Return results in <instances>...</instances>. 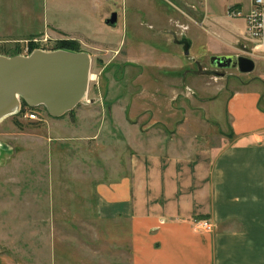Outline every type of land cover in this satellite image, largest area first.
<instances>
[{"label": "rangeland", "instance_id": "rangeland-1", "mask_svg": "<svg viewBox=\"0 0 264 264\" xmlns=\"http://www.w3.org/2000/svg\"><path fill=\"white\" fill-rule=\"evenodd\" d=\"M206 1L219 12V4L232 2ZM158 4L159 0L154 2ZM188 5H182L185 12ZM134 11L141 14L134 17ZM113 12L116 20L107 22ZM200 13L194 19L184 14L182 23L161 24L149 21L142 8L129 0H0V23L10 31L0 33V55L53 50L59 41L73 40L91 58L86 95L72 114L53 117L37 106L38 119L17 112L0 120V264H49L51 250L56 264H110L106 235L118 224L97 217L95 186L110 175L113 160L127 150L107 114L117 104L113 102L121 98L125 101L121 105L127 107L133 97L137 112H127L140 127L149 125V117L142 115L158 108L149 104L150 93L159 95L166 84L159 68L178 63L175 57L169 60L176 49L170 42L181 37L188 38L190 45L193 41L187 55L178 43L182 64L199 67L212 81L229 78V83H239L257 75L256 69L243 76L235 68L210 65L209 47L223 41L210 34L208 17ZM249 46L243 48L240 41L234 54L251 57L258 61L256 68L263 67L264 59L249 53ZM160 55L168 60L161 61ZM170 75L177 80V72ZM225 95L227 88L212 102L216 111ZM168 107L162 114L198 113L189 102ZM176 126L174 120L164 125L166 129Z\"/></svg>", "mask_w": 264, "mask_h": 264}, {"label": "crops", "instance_id": "crops-1", "mask_svg": "<svg viewBox=\"0 0 264 264\" xmlns=\"http://www.w3.org/2000/svg\"><path fill=\"white\" fill-rule=\"evenodd\" d=\"M129 1L141 7L149 21L161 24L182 23L186 14L194 19L205 13L210 34L223 41L209 47L212 55L234 54L240 41L243 48L251 45L244 16H227L230 7L245 15L251 0L219 4L221 12L206 0H159L158 5L157 0ZM183 3L189 4L188 12ZM140 14L133 12L134 17ZM4 24L0 23V33L10 32ZM171 43L176 49L169 60L175 57L178 63L159 68L166 84L163 91L157 89L159 95L150 93L149 104L158 107L142 115L150 124L140 127L131 118L129 112L134 115L138 108L133 97L127 100L128 108L118 98L107 112L117 126L113 131L127 144L113 160L110 175L95 186L97 217L118 224L106 235L105 245L111 248L108 262L264 264V66L256 68V61L257 75L243 82L212 81L199 67L182 64L181 46ZM164 56L161 61L168 60ZM172 72L178 73L177 80ZM224 88V104L216 111L212 102ZM181 102L196 105L198 113L162 114L168 105ZM171 120L176 128L166 129ZM211 124L219 128L211 129ZM201 219L213 224L212 231L195 227L194 221ZM99 238L105 240L104 235ZM50 252L49 264H56Z\"/></svg>", "mask_w": 264, "mask_h": 264}, {"label": "water", "instance_id": "water-1", "mask_svg": "<svg viewBox=\"0 0 264 264\" xmlns=\"http://www.w3.org/2000/svg\"><path fill=\"white\" fill-rule=\"evenodd\" d=\"M113 12L107 22L113 23ZM184 54L189 53L190 40L182 38ZM214 68H235L250 73L255 62L245 55H211ZM91 58L86 51L36 48L29 54L0 55V120L19 112L21 101L29 107L43 106L53 117L74 109L86 95Z\"/></svg>", "mask_w": 264, "mask_h": 264}, {"label": "built area", "instance_id": "built-area-1", "mask_svg": "<svg viewBox=\"0 0 264 264\" xmlns=\"http://www.w3.org/2000/svg\"><path fill=\"white\" fill-rule=\"evenodd\" d=\"M227 16H244L246 23L245 33L251 41L249 53L254 56L264 58V0H251L250 9L245 15H243L241 11L230 7L227 10ZM30 52H26L25 55ZM24 115L31 119H38L39 116V114L35 111V108L27 107L24 110ZM194 225L196 228L207 232L212 231L213 229V224L204 219L194 221Z\"/></svg>", "mask_w": 264, "mask_h": 264}, {"label": "trees", "instance_id": "trees-1", "mask_svg": "<svg viewBox=\"0 0 264 264\" xmlns=\"http://www.w3.org/2000/svg\"><path fill=\"white\" fill-rule=\"evenodd\" d=\"M29 45L32 47L33 46V43H29ZM29 46V47H30ZM54 49H64V50H73V51H79V46L77 45V43L75 42V41H73V40H61V41H59L58 42V44H57V47L56 48H54ZM33 50V49H32ZM31 50V51H32ZM15 54H18V53H14V54H12V55H15ZM22 103H21V109H20V112L22 113L23 112V114H24V110H25V108L27 107V108H32V107H29L28 106V104L24 101V100H22L21 101ZM45 108V107H44ZM46 109V108H45ZM73 110L74 109H72L71 111H69V112H67V113H69V114H72L73 113ZM66 114V113H65ZM64 115V114H63ZM62 115V116H63ZM52 116V115H51Z\"/></svg>", "mask_w": 264, "mask_h": 264}, {"label": "bare ground", "instance_id": "bare-ground-1", "mask_svg": "<svg viewBox=\"0 0 264 264\" xmlns=\"http://www.w3.org/2000/svg\"><path fill=\"white\" fill-rule=\"evenodd\" d=\"M90 78H91V75H90Z\"/></svg>", "mask_w": 264, "mask_h": 264}]
</instances>
